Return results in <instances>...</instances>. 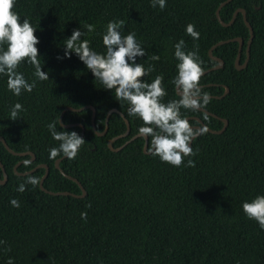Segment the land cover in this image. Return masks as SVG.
Returning a JSON list of instances; mask_svg holds the SVG:
<instances>
[{
    "label": "trees",
    "instance_id": "16d2710c",
    "mask_svg": "<svg viewBox=\"0 0 264 264\" xmlns=\"http://www.w3.org/2000/svg\"><path fill=\"white\" fill-rule=\"evenodd\" d=\"M222 1L166 0L161 10L151 7V0H15L13 11L20 23L27 18L36 28L40 63L49 74V80L40 81L33 75L34 67L22 62L17 71L29 83L36 80V87L20 96L7 88V76L0 74V137L14 151L36 155L30 166L22 162L18 171L48 164L45 188L81 194L78 183L55 166L63 154L49 159L50 149L60 143L52 138L49 123L57 121V131L79 135L82 131L81 126L60 127L59 117L66 107L94 106L100 132L110 109L124 113L131 130L114 147L144 126L141 119L127 114V102L105 89L75 52L70 58L64 56L66 39L74 29L87 32L84 25L93 24L94 32L81 39L105 53L103 34L108 22L123 19L121 34L134 32L146 50L136 63L155 67L143 79L150 83L163 75L167 95L162 102L167 103L180 99L172 80L178 63L174 45L181 39L186 52L198 49L207 70L218 64L209 55L214 44L242 37L240 62H244L249 28L242 12L231 25H222L216 16ZM238 8L245 9L254 29L246 67L235 66L239 42H227L213 50L224 60L223 66L200 80L203 92L212 97L205 109L226 118L228 126L220 134L208 131L196 137L191 147L197 154L185 157L180 167L145 153L141 136L119 151L111 150L108 140L127 129L120 114H111L106 134L99 136L92 125V109L67 110L64 123H82L85 144L75 159L65 157L60 166L82 183L86 195H53L40 184H26L21 193L17 191L20 183L28 175L41 180L45 168L16 174L14 166L31 156L15 155L0 143V160L8 173V181L0 184V240L6 241L0 245V264H7L10 257L14 264H264V230L242 208L243 202L264 195V0H232L221 8L222 20L229 22ZM189 23L200 33L198 40L186 33ZM0 48L6 50L7 45ZM154 54L159 61L149 59ZM17 102L24 111L13 121L10 109ZM181 112L193 125L198 122L193 116L215 130L224 125L201 110ZM188 159L195 161L194 168L185 166ZM11 199H17L20 208L12 207ZM82 212H87L86 220L81 219Z\"/></svg>",
    "mask_w": 264,
    "mask_h": 264
},
{
    "label": "clouds",
    "instance_id": "9594fccd",
    "mask_svg": "<svg viewBox=\"0 0 264 264\" xmlns=\"http://www.w3.org/2000/svg\"><path fill=\"white\" fill-rule=\"evenodd\" d=\"M157 6L161 10L164 9L166 0H151V7ZM14 7L15 0H0V45H7L6 50L0 48V74L7 76V88L14 95L20 96L24 91L31 93L36 87V80L29 83L23 73L17 71L22 62L27 61L34 67L33 75L40 81L49 80V74L42 70L40 63L39 50L36 47L40 41L35 35L36 28L27 18L20 23V16L13 11ZM124 25L123 19L108 22L106 33L103 34L105 53L96 52L90 47L89 40L81 39L94 32L93 24L84 25L87 32H82L80 28L74 29L72 35L66 39L64 56L70 58L72 52H75L105 89L114 90L118 101L127 102V114L143 121L144 126L140 127L138 132L144 139L151 138L149 151L153 156H158L162 162L180 167L184 164L185 157L197 154L190 142L209 131L207 125L194 127L181 112L182 109L198 112L205 109L212 99L210 94L203 92L200 85L204 68L198 49L186 52L183 39L174 45V57L178 63L177 75L172 83L180 99L164 103L162 101L167 92L163 86V75H157L150 83L143 79L155 71V67L149 64L145 68L143 64L136 63V58L143 57L146 50L137 42L134 32L126 36L121 34ZM186 33L194 40L200 37V33L191 23L186 26ZM149 59L159 61L160 56L154 54ZM22 111V104L15 103L10 109V119H19V113ZM204 119H207L206 114ZM59 124L63 128L60 121ZM56 125L55 120L47 125L52 138L60 142L58 147L50 149L49 159L55 160L61 154L69 160L75 159L85 144L84 138L76 131H57ZM24 164L30 166L27 160ZM185 166L194 168L196 164L193 159H188ZM40 182L39 177L28 175L17 191L22 193L26 190V184L37 187ZM10 204L14 208L21 206L17 199H11ZM242 208L245 215L257 221L259 227L264 230V195H257L250 202H243ZM81 219H87V212L81 213ZM4 244L6 241L0 240V245ZM7 264H14L11 257Z\"/></svg>",
    "mask_w": 264,
    "mask_h": 264
},
{
    "label": "water",
    "instance_id": "95a60500",
    "mask_svg": "<svg viewBox=\"0 0 264 264\" xmlns=\"http://www.w3.org/2000/svg\"><path fill=\"white\" fill-rule=\"evenodd\" d=\"M230 1H232V0H224V1H222V2L220 3V5L218 6V8H217V10H216V16H217L218 20L220 21V23H221L222 25H224V26H229V25H231V24L234 22V20H235V18L237 17L238 13H239V12H242V14H243V18H244V21H245V23H246V25L248 26L249 31H250V36H249V39H248V41H247V47H246V55H247V56H246V59H245L244 63H241V62H240L241 54H242V48H243V45H244V39H243L242 37H234V38H231V39H228V40H221V41L217 42L216 44H214V45L209 49V55H210L214 60L218 61V64H217L216 66H214L213 68H210V69L204 70V74H206V73L209 72L210 70L217 69V68H220V67L223 66V64H224V60H223L222 58H220V57L214 55V54H213V50H214L217 46H219V45H221V44H224V43H227V42H232V41H238V42H239L238 54H237L236 59H235V66H236V68H238V69H242V68L246 67V65H247V63H248V61H249V57H250V47H251V43H252V40H253V37H254V29H253L251 23L248 21L247 16H246V11H245V9H243V8H238V9L235 11V13L233 14V16H232V18H231V20H230L229 22H225V21L222 20L221 15H220V10H221V8H222L224 5H226V4L229 3ZM228 90H229L228 87H226V92H228ZM226 92H225V93H226ZM177 93H178V92H177ZM220 97H221V96H220ZM87 108L92 109V125H93V128H94L95 132H96L99 136H103V135L106 134V132H107V130H108V127H109V119H110V116H111V114H112L113 112H116V113L120 114V115L123 117V119H124V121H125V123H126L127 129H126V131H125L124 133H122V134H120V135H118V136H115V137H113V138H111V139L108 140V147H109L111 150H113V151H119V150H121L126 144H128V143L131 142L132 140H134V139L140 137V134L138 133V134L132 136L129 140H127V141H126L124 144H122L121 146H119V147H114L113 143H114L118 138H120V137L128 136L129 133H130V130H131L129 120L126 118V116L124 115V113H122V112H121L119 109H117V108H112V109H110V110L108 111L107 116H106V121H105V128H104V130L101 131V132L97 130V127H96V124H95V119H96V109H95V107L92 106V105H84V106H82V107H80V108L66 107V108L62 111V113H61V115H60V117H59V121H60L61 125L64 126V127L81 126V127H82V131H81L80 136L84 137V134H85L86 128H85V126H84L82 123H68V124H67V123H64V121H63V117H64V114H65V112H66L67 110L81 111V110H84V109H87ZM201 111H203V112H205V113H207V114H209V115H212V116H214V117H216V118H219L220 120H222V121L224 122V125H223V127H222L221 129L215 130V129L210 128L206 123H204V121H203L201 118L193 116V117H191V118H195L197 121H199V125H193L194 127H199L200 125H207V127H208V129H209V132L214 133V134H220V133H222V132L227 128L229 121H228L226 118L220 117V116H218L217 114H215V113H213V112H210V111L207 110V109H201ZM187 118L189 119L190 117H187ZM197 137H198V136H197ZM193 140H194V139H193ZM1 142H2V143L4 144V146L8 149V151H10L11 153H13V154H15V155H21V156H24V155H30L31 158H30L29 160H27V161H34L35 158H36V155H35L33 152H31V151H29V152H16V151H14L13 149H11V148L9 147V145L7 144L5 138L2 137V136L0 137V143H1ZM192 142H193V141H192ZM192 142H190V146L192 145ZM148 145H149V137L145 139V143H144V151H145V153H151V152L148 150ZM65 157H66V156H62V157L56 159V161H55V166H56V168H58V169L60 170V172H61L62 174H64L67 178L72 179V180H74L75 182L78 183V185L80 186L81 191H82L81 194H77V193L70 192V191H57V192H55V191H52V190H49V189L45 188V187H44V181H45V179H46V177L48 176L49 171H50V169H49V165H48V164H45V163H40V164H38L37 166H35V167H34L33 169H31L30 171L20 172V171H18V166H19L22 162H24L25 160H24V161H20V162H18V163L14 166V172H15L16 174H18V175H26V174H28V173H32V172H34L36 169H38V168H40V167H43V168H45V173L43 174V176L41 177V180H40V181H41V182H40V188H41L43 191H45V192H47V193H49V194H53V195H72V196H74V197H83V196L86 195V189H85V187L82 185V183H81L76 177H74V176H72V175H70V174L65 173V172L63 171V169L61 168V166H60V162H61V160H62L63 158H65ZM0 166H1L2 171H3V178L0 179V184H5V183L8 181V173H7V171H6V169H5V166H4V164L2 163L1 160H0Z\"/></svg>",
    "mask_w": 264,
    "mask_h": 264
},
{
    "label": "flooded vegetation",
    "instance_id": "af4514ba",
    "mask_svg": "<svg viewBox=\"0 0 264 264\" xmlns=\"http://www.w3.org/2000/svg\"><path fill=\"white\" fill-rule=\"evenodd\" d=\"M242 55V54H241ZM246 59V58H245ZM245 61V60H244ZM244 63V62H243Z\"/></svg>",
    "mask_w": 264,
    "mask_h": 264
}]
</instances>
